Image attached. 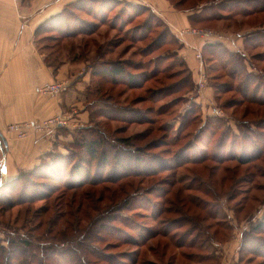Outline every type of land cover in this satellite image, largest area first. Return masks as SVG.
Masks as SVG:
<instances>
[{
  "label": "rangeland",
  "instance_id": "rangeland-1",
  "mask_svg": "<svg viewBox=\"0 0 264 264\" xmlns=\"http://www.w3.org/2000/svg\"><path fill=\"white\" fill-rule=\"evenodd\" d=\"M246 1H253V3H258V5H264V0H185L186 4L183 6V9H188L186 11L191 14L201 11L204 6L226 2V6H228L226 10L219 11L217 7L213 9V11L217 10V12L223 15V19L213 22L202 20L195 24L193 23V28L232 33L231 35L235 37L234 42L242 40L241 34H243L245 40H248L246 41L247 46L244 49L241 43L238 45V50L242 51L243 55L237 56L234 54L233 62H230V60L225 62L218 60L216 62L215 60L218 58L209 54V58L214 60L215 63H211L210 59H208L210 66H212L209 69L208 75L206 73L210 86L208 90L204 91L205 94H201L198 88L197 93L201 95L200 101L194 99L197 93L194 91V85L191 82L187 83L189 74L185 66L181 64L182 60L180 59V61L174 56V53L177 54L176 42L163 43L160 46L158 45V49L154 50L149 48L150 44L163 33L164 29L162 27H155L153 33L143 41L134 42L130 35H128V30L146 20L147 13L135 22H131L125 28L126 31L101 26L99 30L97 29L96 33L89 36L80 35L65 38L54 32H46L36 38L38 48L41 49L46 57H49V61L63 60L67 62L73 61V57H78V62L85 63L84 65L86 66L91 63L93 64L100 57L109 62L129 60L133 64H140L141 67L144 66V70L151 76L144 84L142 79L139 78L142 86L137 89H135L136 87L130 88L129 82L121 80L115 85H105L102 93L97 96L94 94L92 98V102L97 104L95 107L96 114L93 116L94 106L92 108L90 105L88 106L89 100L86 99L85 107L90 112L88 122H75L72 125L75 127L67 130L66 133L65 130H61L63 134L67 135L63 136L62 147L66 152L62 154H69L68 145L73 142L75 134L84 128H93V131L99 132L100 139L103 141V145L100 147L94 163H90L89 165V163L86 164L84 162L83 164V160L81 162L79 157H73L83 164L80 167L81 170L75 171L73 175L74 178H77L73 181L74 184H77L79 181H90V178H95L94 174L98 167V161L102 158L100 157V152L102 151L106 153L108 166L104 174L96 176L98 179L113 177L116 172L118 175L122 174V176L124 174H134L135 172L139 173L140 170H146L145 168H149L151 171H160L164 165L156 163H153L151 166L148 164L137 165L134 157L137 154L130 153L132 152L130 149L117 143V140L128 139L136 134H146L140 141H132V144L138 148L146 149V145L148 146L152 141H165L167 142L165 144L170 147L167 149L168 147L162 145L153 149L150 148L151 150L148 154L141 153L139 155L142 158L149 159V161L154 154H157L158 158L170 159L175 152L187 145L198 147L195 152L191 151L189 153L188 156L191 160L193 158H203L205 155L209 157L215 155L216 159L229 160L232 157V153H236L243 159L252 158L253 156L257 157L262 154V160L255 161L252 165L253 167L251 166L252 170L250 172L245 173L247 167L242 169L240 178L243 179L234 189L230 190V185L222 187L220 184H214L213 186L215 187H213L208 184L207 187L210 188V194L205 199L207 198L208 201H211L214 197L220 198L219 203L224 208L222 209L223 214H221L220 219H224L223 215L225 213L229 214L226 222L231 221L236 233L237 228L242 231L245 229L249 230L252 225L257 224V222L261 221L260 219H263L264 177L260 176L257 170L264 171V13L260 12L248 16L235 14L234 11L237 9L241 10V8L249 5H244ZM232 3L233 6L227 5ZM117 10L111 13L110 16H113ZM193 10L194 12H192ZM126 16L123 17L124 20L127 19ZM75 18L77 19V23L67 20L68 23L71 22L72 30H76L77 28L88 30L89 27H84V25L80 24L79 20L83 22L94 21L91 16L79 11H76ZM44 36H53V39H42ZM138 36L139 34L136 37ZM159 40L162 42L161 39ZM159 43L157 42V44ZM234 49L236 48L234 47ZM85 60L90 61L86 62ZM135 68L137 67L130 68L129 71L139 75L142 69ZM96 80L92 78L91 82L96 83ZM135 82L138 83V81ZM107 98H111L109 101L111 103L110 111L106 110L101 104ZM100 108L101 111L99 112L101 113L97 114V110ZM129 108L142 109L147 113V119L149 118L153 123L150 125L147 123L148 121H144L142 125H138L107 118V115H109V118H116L124 114L127 116L129 114L124 113L123 110H128ZM148 108L152 110V113L148 111ZM187 113L189 117L184 120V116ZM61 115L67 116L66 114ZM67 118L69 117L67 116ZM182 123L185 124L183 128H180ZM72 126L71 121H68V126L64 128L68 129ZM205 126H208L209 129L205 128ZM207 129L209 133H207ZM152 130L153 133L150 134ZM200 133L201 135L199 136ZM83 134L88 140L92 138L89 132ZM28 135L24 138L16 136L18 139H25ZM174 137L177 138L174 139ZM231 151L232 153H230ZM77 154L83 157L84 160L89 158V155L85 151L82 153L77 152ZM185 158V156L182 157L181 161H185ZM121 160L127 165L124 171L120 170L122 167L117 163ZM179 160L180 158L178 157L169 162H171V165H176V162ZM207 164L213 166L214 163L208 161ZM235 164V162L229 161L225 163V166H234ZM118 166L120 169H118ZM254 167H258L257 170ZM197 168L194 164H187L180 168L177 173H173V175H170L171 172L169 171H160L162 173L153 177H131L126 180H131L136 185L135 189L142 190L151 188L166 178L171 182L183 181L184 184H189L190 180L194 179L197 175L194 174V170ZM44 174L48 177L51 175L49 173ZM205 177H208V174ZM66 178L65 181L59 183L51 177L49 179L32 177L39 184L53 185V182H56V190L49 194L51 196L48 195V199H44L43 197L48 192V189H43L44 191L37 189L35 192H40V196L35 197L34 189L29 188L28 191H23L24 197L21 196L22 186H19L18 190L10 193L12 199L16 200V198H20L19 202L15 203L11 209L2 208L1 204L3 200H0V246H3V253H0V264H78L79 261L77 259L82 257L79 252L80 248L92 243L84 236V238L79 239L78 237L77 239L73 238L76 236L75 221L77 220L80 228L87 232L94 226L95 221L99 217L104 216L105 208L108 206L110 198L114 201L112 205L117 206L126 195H130L133 192V190L127 189L125 193L119 195V184L111 185V188L116 189V192L106 200L98 203L100 210H95V207L91 203L92 201H87V199L84 200V207L80 210L79 202H72V194L66 189V185L70 183L67 181L69 176H66ZM126 180L121 181L122 183L120 184L128 183ZM23 183H25L24 180ZM194 184L197 185V182ZM90 188L87 186L79 192L88 193ZM157 196L153 195L150 198L156 202L160 200L159 198L157 199ZM200 196L204 197V195ZM23 197H32V200L26 202L28 200L26 199L22 201ZM99 197L100 193H97L95 201H98ZM90 199L92 200L93 198L90 197ZM139 199L133 204L135 209H130L131 211L129 212L120 211L113 213L120 217L128 216V220L131 221L134 229L123 225L120 222L122 220L115 223H106L111 227L107 232L110 234L102 243L95 242V247L101 249L103 252H107L108 255L126 254L135 250L133 246L123 244L125 241L119 235L126 237L127 235L123 232H127L130 236H136L135 231H139L138 227L143 228L145 226L149 229L156 227V223L152 220L151 212L147 213V210L142 208L144 202ZM213 204L215 203L213 202ZM229 209L233 210L228 212ZM234 210L236 212H233ZM71 213L73 215L72 218L70 217ZM137 214H141V217H145L146 219H141ZM250 216H252L251 220L249 219ZM56 217L60 221L54 226L53 221ZM96 224L94 227L99 226L100 222H96ZM113 228H116V231ZM119 231L121 234H119ZM239 235L241 236V234ZM8 238L12 240L11 244L7 242ZM262 238L264 239V234H262ZM22 240H28L31 245L22 244ZM156 242L157 240L153 241V244L155 245ZM161 242L164 244L166 241L163 240ZM44 246H47L48 251L44 250L43 255ZM219 246L218 244L216 250L217 253L221 254ZM160 247L159 250L157 249L159 251L157 254L150 253L146 248H143L142 255L139 256V264H150V262H153L151 264H166L170 255L173 254V250L162 258L160 253L164 251V249L162 250L163 245ZM62 249L65 250L64 254L61 253ZM55 251L60 252L62 255L55 256L57 255L54 253ZM192 251L193 254H201L199 250L195 249ZM175 252L179 254L181 251L176 250ZM225 255V251H223L222 262L226 258ZM241 256L247 259L249 257L253 258L247 252L241 253ZM44 257L53 258V260H45ZM258 260L261 262L260 259ZM92 264L109 263L93 259ZM190 264H214V262L200 263L198 260H194V263Z\"/></svg>",
  "mask_w": 264,
  "mask_h": 264
},
{
  "label": "trees",
  "instance_id": "trees-1",
  "mask_svg": "<svg viewBox=\"0 0 264 264\" xmlns=\"http://www.w3.org/2000/svg\"><path fill=\"white\" fill-rule=\"evenodd\" d=\"M170 1L171 3L175 2L174 5L177 9L185 11L188 10L183 9V6L186 4L185 0ZM245 4H249L246 7L250 8L245 7L241 8V10L237 9L236 11H234V13L242 16H248L260 12L264 13L263 4L258 5V3H253V1H246L244 2V5ZM227 5L233 6V3ZM216 7L219 8V11L226 10L228 8V6H226V2H222L221 4L214 3L204 6L201 11L191 14L190 21L192 27H194L193 23L195 24L196 22L202 20L206 22H213L223 19L224 16L217 12V10L213 11V9H216ZM190 9L192 8L190 7ZM116 10L117 12H115L113 16H110V14ZM76 11L87 14L94 19V21L91 22H83L79 20L80 24L84 25V27H89L88 30H81L80 28V30L78 28L76 30H72L73 28H71V22L73 21L77 23V19L75 18ZM192 12H194V10ZM146 13L148 14V16L146 20H144V22L139 23L132 29L128 30L127 33H129L128 35H130L131 39L134 42L146 40L149 35L153 33L155 27H162L164 29L163 33L157 40L153 41L150 44L149 48L151 50L158 49V45L160 46L163 43L168 44L169 42H176V45L179 47L180 43L177 36L173 34L170 27L165 24L155 13H153L148 6L141 3H132L126 0H79L77 2H74L66 6L61 14L49 19L43 25H41V27H39V29L37 30L36 38L46 32H54L62 35L65 38H72L74 36L80 35L89 36L96 33L97 29L99 30L101 26L110 27L115 30L118 29L121 31H126L125 28H127V26L130 25L131 22H135ZM125 15H127L126 20L123 19ZM67 20L71 22L68 23ZM138 34L139 36L136 37ZM47 38L53 39V36H44L42 39ZM159 39H161L162 42ZM246 41L248 40H245L244 37V47L247 46ZM157 42L160 43L157 44ZM209 49L212 51L213 57L216 56L218 58L215 60L216 62L218 60H222L224 62L230 60V62H233L234 54L237 56L243 55L242 51L231 52L225 47H222L220 44H210ZM39 50L41 51V49ZM174 56L178 58V60H182H180L181 64L185 66L189 74L187 83L191 82L195 87V93H197L198 87L192 78L191 69L186 65L185 61L178 56V54L174 53ZM48 58L49 57H46L45 55V62L47 66L54 68L55 71L63 63L66 62L63 60L49 61ZM77 59L78 57H73V62L79 63ZM209 59L211 63H215L214 60H212L211 58ZM85 61L87 62L90 60ZM210 61L208 60L207 63V75L209 73V69L212 68V66H210L209 64ZM90 65L92 66L93 78L97 79L96 83L91 82V85L86 92V99L89 100L88 106L90 105L91 108L94 106L93 116L96 114L95 107L97 106V104L95 102H92V98L94 94L97 96L98 94L102 93L105 85H115L118 84V82L121 80L127 81V83L129 82L128 85L130 86V88L136 87L135 89H137L142 86V83L139 82V78L142 79L144 84V82L148 81L149 77H151L149 73L144 70V66L141 67L140 64H133L129 60L109 62L100 57V59H98L93 64L91 63ZM133 67L141 68L142 72H139V75L130 72L129 69ZM142 73H146L147 75ZM135 81H138V83ZM199 94L200 93H197V96H195L194 99H197L200 96ZM110 99L111 98H107L101 103L102 106H104L108 111H110L111 109V103L109 102ZM118 110L117 112H119ZM99 111H101V108L97 110V114L101 113ZM123 111L124 113L129 115H119L118 117L115 116L116 118H109V115H107V118L113 119L114 121L119 120L138 125H142L144 121H148L147 123H149L150 125L153 123L152 120H149V118L147 119V113L142 109L129 108L128 110ZM148 111L152 113V110L149 109ZM102 116L106 117L105 115ZM187 117H189L188 113L185 114L184 120ZM184 124L185 123H182L180 125V128H183ZM205 128H208V126H205ZM208 129L206 130L207 133H209ZM93 130V128H84L79 133L77 132L75 134L73 142L68 145L69 154H62L60 152L48 153L46 157L42 159L39 166L29 172H22L15 179L2 184L0 186V200H3L1 204L3 206L2 208L11 209L15 203L19 202L20 198H16V200H14L12 199V197H10V193L18 190L17 188L19 186H22L21 196L24 197L25 195H23V191H28L29 188L34 189V193L36 194L35 197L40 196V192H35L37 191V189L41 191H44L43 189H48V192L43 195L44 199H48L49 196H51L49 194L53 193V191L55 192L56 190L57 184L55 183H60L61 181L63 182L67 179L66 176H69V179L67 181L68 183H70L66 185V189L69 191V193L71 192L72 194V202H79V209L81 210V208L84 207V200L87 199V201H92L91 203L95 207V210H100L98 203L106 200L116 192V189H112L111 185L119 184V195L125 193L127 189L133 190V192L130 195H126L125 198H123L117 206L112 205L114 201L110 198L108 200V206L105 208L104 216L99 217L94 223L95 226L97 225L96 222H100L99 226H93L94 228L92 227L87 232H85L80 228L78 221H75L76 236L73 238L77 239L78 237L79 239L84 236L88 241L92 243L91 245H85L80 248L79 252L80 256L82 257H79L77 259V261H79L78 264H92L93 259L106 261L109 264H139V256L142 255L143 248H146L150 253L157 254V252H159L158 250L161 248L160 246L162 245V250L164 249V251L160 253L162 258L167 256L168 252L173 250V254L170 255V258L168 262H166V264H190L192 262L194 263V260H198V262L200 263L213 261L214 264H221L220 262H222V255L217 253L216 248L218 247V244L228 242L231 239L235 227L231 223V221L226 222L229 218V214L225 213L223 215L224 219H220L221 214H223L222 209H224L223 206H221V204L219 203L220 198L214 197V199H212L211 201L207 200L208 195L210 194V188H208L207 186L208 184H210V186H213L214 184H220V186L222 187L230 185V190H232V188L234 189L235 186L239 184L243 179L240 178L242 169L244 167H247L245 169V173L247 174L248 171L250 172L255 161L262 160V154L257 157L253 156L252 158L248 157L243 159L241 156H238L236 153H232L231 151L230 153H232V157L229 160L220 158L216 159L215 155H213L212 157L205 155L203 158H193L191 160V158L188 156L189 153L191 151L195 152L198 147L187 145L183 146L180 150L175 152L170 159L158 158V155L154 154V156H151V159L149 161V159H145L144 157L142 158L139 155H141V153L148 154L151 150L150 148L153 149L162 145L168 147L167 144H165L167 142L152 141L150 144H148V146L146 145V149L138 148L137 146H134L132 144V141H140V139H142V137H145L146 134H136L135 136L128 139L123 138L117 140V143L119 145H123V147L130 149V151H132L130 153L137 154V156H134L135 163L137 165L148 164L151 166L153 163L160 164L162 166L164 165L160 171H169L171 172L170 175H173V173H177V171L185 165L194 164L196 167H198L194 170V174H197L195 178L190 180V183L188 182L189 184H184L183 181L171 182L166 178L162 179L156 185L152 186L151 188H147L146 190L135 189L136 185L131 182V180H126L127 178L153 177L157 174L162 173L158 170L151 171L149 168L144 167L146 169L144 171L140 170L141 168L137 169L140 170L139 173L135 172L134 174H124L122 176V174L118 175V173L116 172L113 177L110 176L105 179H98L96 176L98 174H104L108 166V161L106 160L107 158L105 155L106 153L102 151L100 152V157L102 158H100V160L98 161V167L94 174L95 178H90V181L78 180L79 182H77V184H74L73 181L77 179L73 177L75 171L81 170L80 167L84 164V162L86 164L89 163V165L90 163H94L97 158L98 152L100 151V147H102L103 145V141L100 139V133ZM86 132L91 133L92 138L90 140L83 136V133ZM152 133L153 130L150 134ZM200 135L201 133L199 134V136ZM175 138L177 137H174V139ZM149 145L152 146L149 147ZM168 145L170 146V144ZM220 147L222 146L220 145ZM169 148L170 147H168L167 149ZM84 151L89 155V158L86 160H84L83 157H80L77 154V152L82 153ZM74 156L76 158L79 157L80 161L83 160V164L81 163L82 161L78 162L76 159H74ZM184 156L186 157V160L181 161V158ZM178 157L180 158V160L176 162L177 164L171 165V162L169 161ZM208 161H212L214 163L213 166L208 165ZM229 161L235 162L236 164L234 166H225V163ZM117 163L120 167H122V169H120V167L118 166V169L124 171L127 168V165L123 163V160ZM257 168L258 167H254V169L256 170ZM259 171L260 170H257V172L260 173V176L264 177V171ZM44 173L51 174L49 177L53 178L56 182H53V185L39 184L32 179V177L49 179V177L45 176ZM206 174H208V177H205ZM23 180L25 181V183H23ZM125 180L128 183L120 184L122 183L121 181ZM196 182L197 185L194 184ZM87 186L91 187L88 193L79 192L81 191V189ZM175 187L177 188L175 189ZM97 193H100V197L98 198V201H95V199H97L95 198ZM153 195H158L157 199L159 198L160 200L154 202L150 198L153 197ZM200 195H204V197H201ZM24 197L22 201L26 199H28L26 200V202L32 200V197ZM90 197H92L93 199L91 200ZM205 197L207 198L205 199ZM138 198H140L139 200H142V202H144L142 208H145V210H147V213L151 212L152 220L156 223V227L151 229L145 226H143L144 229L138 227L139 231H135L136 236H130L127 234V232H123L125 235H127L126 237L119 235V237L122 238L123 241H125L123 244L131 245L134 247L135 250L130 253L108 255L107 252H103L101 249L95 247V242L102 243L110 234L107 232L111 227L106 223H115L122 220L120 222L123 225L128 228L131 227V229H134L133 225H131V221L128 220V216L120 217L119 215H114L113 213L120 211H131L130 209L134 208L133 204L135 203V201H137ZM213 202L215 204H213ZM232 210L233 209H229L228 212H231ZM233 212L236 211L234 210ZM137 215L138 217H141V214ZM70 217H73L72 213L70 214ZM141 219L145 220L146 218L141 217ZM249 219L251 220L252 216H250ZM260 220L261 221L257 222V224L252 225L249 230L245 229L241 232V253L247 252V254L252 255L253 258L249 257L247 259L241 256L240 264H264V239L262 238V234H264V216L263 219ZM59 221V218L56 217L53 221L54 226H56ZM113 230L116 231V228H113ZM119 234H121L120 231ZM156 240L157 242L154 245L153 241ZM163 240L166 241L164 244L163 242H161ZM7 242L11 244L12 240L8 238ZM21 242L22 244H27L29 246L31 245L28 240H22ZM195 249L199 250L201 254H193L192 250ZM44 250L48 251L47 246L43 247V255ZM176 250H180L181 252L179 254H176ZM0 253H3V246H0ZM54 253L57 254L55 256L62 255L65 253V250L62 249V254L56 251ZM254 257H256V259H254ZM44 259L53 260V258L46 257H44ZM258 259H260L261 262H259ZM151 263L153 262H150V264Z\"/></svg>",
  "mask_w": 264,
  "mask_h": 264
},
{
  "label": "crops",
  "instance_id": "crops-1",
  "mask_svg": "<svg viewBox=\"0 0 264 264\" xmlns=\"http://www.w3.org/2000/svg\"><path fill=\"white\" fill-rule=\"evenodd\" d=\"M79 0H0V184L15 179L22 172H29L40 165L48 153H65L62 147L63 136L74 128L75 122L87 121L90 116L85 107L87 88L91 85L92 66L85 63L67 61L56 71L47 66L45 54L36 43L39 27L49 19L61 14L65 7ZM148 6L179 39L176 52L191 69L192 78L197 84L200 68L206 72L212 51L210 44L225 47L231 52L239 51L242 40L234 42L235 37L226 32L200 37L181 34L182 30L193 28L191 13L175 7L170 0H126ZM234 47L236 49H234ZM202 52L204 59L200 65L195 58V50ZM208 56V58H207ZM84 67V68H83ZM83 68V70H82ZM55 80L67 81L69 89L58 97L43 96L38 89ZM209 84L206 89H209ZM206 89L204 91H206ZM202 93V91H199ZM205 94V93H204ZM201 95L195 99L200 101ZM61 114L71 120L70 128L61 127L54 136L31 133L25 139L8 131L15 123L39 122ZM65 130L63 134L62 131ZM71 136V134H69ZM68 135V136H69ZM240 231V232H238ZM237 228L228 242L220 243V253L226 258L221 264H240L241 234Z\"/></svg>",
  "mask_w": 264,
  "mask_h": 264
},
{
  "label": "built area",
  "instance_id": "built-area-1",
  "mask_svg": "<svg viewBox=\"0 0 264 264\" xmlns=\"http://www.w3.org/2000/svg\"><path fill=\"white\" fill-rule=\"evenodd\" d=\"M181 34H192L200 37H210L215 33L212 30L208 29H199V28H188L181 31ZM195 58L198 60L200 65H203V54L198 50L194 49ZM200 80L198 82V88L200 91L204 92L208 85V78L206 72L203 70V67L200 68ZM68 83L53 81L47 83L38 89V93L43 96H52L58 97L67 92ZM69 118L65 115H58L47 120H42L39 122H25V123H15L8 126V131L16 134L19 138L26 137L29 133L34 132L41 135L54 136L57 130L61 127H67Z\"/></svg>",
  "mask_w": 264,
  "mask_h": 264
},
{
  "label": "water",
  "instance_id": "water-1",
  "mask_svg": "<svg viewBox=\"0 0 264 264\" xmlns=\"http://www.w3.org/2000/svg\"><path fill=\"white\" fill-rule=\"evenodd\" d=\"M0 186H1V184H0Z\"/></svg>",
  "mask_w": 264,
  "mask_h": 264
}]
</instances>
